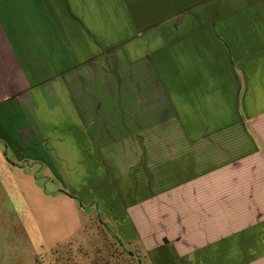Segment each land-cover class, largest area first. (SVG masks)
<instances>
[{
  "label": "rangeland",
  "instance_id": "obj_1",
  "mask_svg": "<svg viewBox=\"0 0 264 264\" xmlns=\"http://www.w3.org/2000/svg\"><path fill=\"white\" fill-rule=\"evenodd\" d=\"M163 37L156 58L120 45L91 61L83 104L98 106L97 119L83 111L90 140L52 160L63 169L28 159L0 172V204L27 208L47 235L37 264H151L163 242L179 248V264H235V248H264L257 191L235 190L241 176L219 167V138L240 136L239 120L201 95L200 80L188 92L185 41Z\"/></svg>",
  "mask_w": 264,
  "mask_h": 264
},
{
  "label": "crops",
  "instance_id": "obj_2",
  "mask_svg": "<svg viewBox=\"0 0 264 264\" xmlns=\"http://www.w3.org/2000/svg\"><path fill=\"white\" fill-rule=\"evenodd\" d=\"M166 31L185 41L188 92L200 80L201 95L239 120L240 136L219 138L220 172L240 175L235 190L257 191L264 207V0H0V172L28 159L63 169L52 160L72 159L90 140L83 111L97 119L98 106L83 104L91 61L120 45L156 58ZM86 121L96 127L91 114ZM48 244L31 211L1 201L0 264H37ZM234 250L235 264H264L262 247ZM149 253L151 264L181 257L173 243Z\"/></svg>",
  "mask_w": 264,
  "mask_h": 264
},
{
  "label": "trees",
  "instance_id": "obj_3",
  "mask_svg": "<svg viewBox=\"0 0 264 264\" xmlns=\"http://www.w3.org/2000/svg\"><path fill=\"white\" fill-rule=\"evenodd\" d=\"M121 246L125 247L124 243L121 240H118ZM130 254L136 255L134 252H130ZM137 262L138 264H144L143 258L142 257H137Z\"/></svg>",
  "mask_w": 264,
  "mask_h": 264
}]
</instances>
